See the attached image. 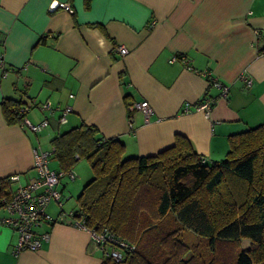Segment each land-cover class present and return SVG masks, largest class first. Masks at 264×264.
<instances>
[{
	"label": "crops",
	"instance_id": "1",
	"mask_svg": "<svg viewBox=\"0 0 264 264\" xmlns=\"http://www.w3.org/2000/svg\"><path fill=\"white\" fill-rule=\"evenodd\" d=\"M49 1L0 0V179L17 173L25 183L35 173L33 149H51L55 134L81 123L120 138L129 156L154 155L179 133L213 162L224 158L230 134L264 121V0H58L71 12H49ZM118 44L129 52L119 54ZM211 78L229 86L226 97ZM205 95L215 98L208 115L194 106ZM6 99L32 104L23 118L47 116V126L31 132L20 120L7 122ZM143 99L153 108L148 120L129 107ZM67 105V121L59 123ZM76 163L74 178L58 184L63 204L64 189L77 186V196L92 177ZM76 196L63 211L76 209ZM46 210L53 218L60 213L55 201ZM5 215L0 209V219ZM35 230L47 233L40 248L15 254L17 235L0 221V264H100L89 229L71 218Z\"/></svg>",
	"mask_w": 264,
	"mask_h": 264
},
{
	"label": "trees",
	"instance_id": "2",
	"mask_svg": "<svg viewBox=\"0 0 264 264\" xmlns=\"http://www.w3.org/2000/svg\"><path fill=\"white\" fill-rule=\"evenodd\" d=\"M18 109L17 100H3L7 122L23 119ZM50 145L58 169L83 158L92 172L70 218L133 246L119 261L102 254L100 264H264V121L230 134L224 158L213 162L179 133L154 155L129 156L120 138L86 123L58 132ZM5 188L8 178L0 179Z\"/></svg>",
	"mask_w": 264,
	"mask_h": 264
},
{
	"label": "built area",
	"instance_id": "3",
	"mask_svg": "<svg viewBox=\"0 0 264 264\" xmlns=\"http://www.w3.org/2000/svg\"><path fill=\"white\" fill-rule=\"evenodd\" d=\"M58 8L65 9L68 12L72 11L71 4L68 1L50 0L48 2L47 9L49 12H53ZM114 48L121 55L129 52V49L123 44L115 45ZM176 58L177 56L172 55L168 60L174 61ZM3 66V60L0 57V68L5 72ZM242 79L246 85L251 84L252 80L250 76L243 75ZM209 82L220 90V97L227 96L229 89L227 84L216 78H211ZM214 101L215 99L213 100L205 95L194 106L201 109L205 115H208L213 107ZM31 105L19 106V115H25V112ZM129 107L132 110H140L144 114L145 120L149 119L153 111L151 104L146 99L134 102ZM41 108L51 109L48 102H42ZM70 111L71 107L68 105L61 109L59 123H65L67 121L66 115ZM47 124V116L38 122H29L24 118L20 121V126L31 132H38L47 126ZM51 155L52 148L49 150H43L38 147L34 148V175L30 176L25 183H20L19 174H11L7 177L8 188L0 190V209L6 212V215L0 221L2 224L11 227L17 235L16 242L13 246V252L15 254L23 250H37L40 248L42 239L47 238V233L40 234L36 232L35 228L43 222L61 221L70 218V212L66 213L62 210L56 218H53L46 210L50 201H55L61 210L63 201L58 184L65 175H68L71 179L75 176L71 170L64 172L60 169H52L49 166ZM73 222L76 225L84 226L82 221L74 220ZM89 231L94 244L102 254L108 255L116 261L123 258L125 247H133L123 241L115 239L110 233H98L92 229H89Z\"/></svg>",
	"mask_w": 264,
	"mask_h": 264
},
{
	"label": "rangeland",
	"instance_id": "4",
	"mask_svg": "<svg viewBox=\"0 0 264 264\" xmlns=\"http://www.w3.org/2000/svg\"><path fill=\"white\" fill-rule=\"evenodd\" d=\"M45 145L47 146V142H45ZM76 164H79L80 166H83L84 167V169H86L87 170V173L88 172H90V167H89V164H88V162L86 161V159H81V160H79ZM57 165V162H56V160H54L53 159V157L50 159V161H49V166L50 167H55ZM85 171V170H84ZM76 173V172H75ZM77 174V173H76ZM76 183L79 181V179L76 177ZM74 180V181H75ZM73 181V180H72ZM78 189V187L77 186H74V185H72L71 187H67L66 189H64V194H65V196L67 197V199L65 200V202H64V206H63V208L65 209V210H69V208L70 207H73L74 205H75V196H76V194H77V190ZM57 206H52V205H50L49 206V208H48V210H50V211H52V212H55L56 211V209H58V208H56ZM181 237L188 243V244H190V245H192V244H198L200 247H201V243H200V241H196V237H195V234L192 232V231H190V230H183V231H181ZM243 243H246V242H244V241H242Z\"/></svg>",
	"mask_w": 264,
	"mask_h": 264
}]
</instances>
